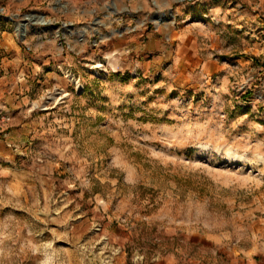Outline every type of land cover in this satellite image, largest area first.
<instances>
[{
  "label": "rangeland",
  "instance_id": "rangeland-1",
  "mask_svg": "<svg viewBox=\"0 0 264 264\" xmlns=\"http://www.w3.org/2000/svg\"><path fill=\"white\" fill-rule=\"evenodd\" d=\"M7 36L0 264H264V0H0Z\"/></svg>",
  "mask_w": 264,
  "mask_h": 264
},
{
  "label": "crops",
  "instance_id": "crops-1",
  "mask_svg": "<svg viewBox=\"0 0 264 264\" xmlns=\"http://www.w3.org/2000/svg\"><path fill=\"white\" fill-rule=\"evenodd\" d=\"M159 1H161V2H167L168 4L169 3L175 4V3H183V2H186V1L188 2L189 0H157V2H159ZM67 4H69L73 9H75L78 6V0H67ZM180 13H181L180 10H176V11H174V16L176 17ZM1 35L4 36L3 33ZM9 38L10 37L7 36V39H5L3 42L0 41V49L1 48H4L6 51H9L8 49H12L13 48V44L11 43V41H10Z\"/></svg>",
  "mask_w": 264,
  "mask_h": 264
},
{
  "label": "water",
  "instance_id": "water-1",
  "mask_svg": "<svg viewBox=\"0 0 264 264\" xmlns=\"http://www.w3.org/2000/svg\"><path fill=\"white\" fill-rule=\"evenodd\" d=\"M35 15L34 14H27L25 15L24 19L20 21V32L23 33L25 30V25L28 23V22H35V19H33ZM42 17V15H40ZM45 22V21H43Z\"/></svg>",
  "mask_w": 264,
  "mask_h": 264
},
{
  "label": "bare ground",
  "instance_id": "bare-ground-1",
  "mask_svg": "<svg viewBox=\"0 0 264 264\" xmlns=\"http://www.w3.org/2000/svg\"><path fill=\"white\" fill-rule=\"evenodd\" d=\"M36 17H37V15H35L33 17V19H35V21H36ZM39 17H41V16H39ZM39 22H43V20H39ZM19 26H20V22H18L17 25H16V30H18L20 32V27Z\"/></svg>",
  "mask_w": 264,
  "mask_h": 264
}]
</instances>
